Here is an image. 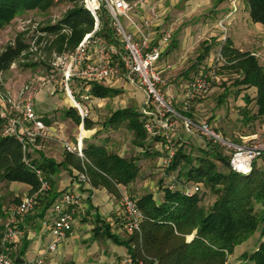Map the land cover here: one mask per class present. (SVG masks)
Listing matches in <instances>:
<instances>
[{
	"label": "trees",
	"instance_id": "16d2710c",
	"mask_svg": "<svg viewBox=\"0 0 264 264\" xmlns=\"http://www.w3.org/2000/svg\"><path fill=\"white\" fill-rule=\"evenodd\" d=\"M84 0H0V30L10 25L22 12L47 11L58 3H66L69 8L63 16L53 23L40 28L36 45H45L50 57L53 54H72L86 35L95 31L97 22L83 5ZM135 3L138 0H127ZM249 17L253 24L264 26V0H246ZM95 35L107 43H117L106 12L99 16V25ZM210 48H207L208 52ZM31 45L26 42L25 34H20L14 42L0 49V74L11 69L21 60L27 61ZM226 69L241 74L239 85L246 89H255L257 114L253 119L264 121V66L249 52L236 49L233 42L227 39L222 48ZM37 64H26L34 67ZM94 98L106 99L115 95L111 88L98 83L86 84ZM80 95L77 94L79 98ZM246 104L251 100L244 96ZM192 118L190 110L184 112ZM65 117L71 118L76 125L81 124L78 112L70 107L65 110ZM9 117L0 108V183H20L31 188L30 195L39 193L41 183L36 173L41 171L50 182L51 190L39 194L36 202L44 206L46 213L60 197L54 190L51 179L58 167L71 166L78 172H85L100 178V184L111 192L118 194L117 186H129L139 175L140 167L134 158L120 157L108 150L105 145L87 143L84 148L85 159L67 153L63 163L58 164L47 158L39 146L30 145L25 151L24 144L17 137L5 135ZM46 124L48 121L43 120ZM122 125L134 135V144L140 148L149 145V141L160 143L159 138L150 137L144 129V120L140 112L131 108L115 111L105 122L107 129H119ZM85 128L91 130L92 122L85 121ZM148 143V144H147ZM160 157L163 152H157ZM264 162V158L262 159ZM219 165L224 170L219 168ZM168 174H177L175 189L165 185L161 190L163 199L158 203L154 194L148 193L137 203L144 215L142 234L132 233L122 244L127 248L134 261L144 264H226L228 256L234 253L236 246L243 244L264 224V168L256 163L251 173L238 174L230 168V156L222 147H210L195 157L180 144L176 157L167 170ZM181 179L185 182L181 183ZM197 186L199 191L192 196L185 194L187 186ZM209 190L215 197L214 203L206 209L202 206L205 193ZM21 203V202H20ZM19 203V204H20ZM256 206L262 208V214L256 212ZM35 208V209H36ZM106 235L118 242L119 239L105 224ZM194 235L187 243V236ZM264 236V229H263ZM14 264H26L20 256ZM240 264H264V242L253 253H245Z\"/></svg>",
	"mask_w": 264,
	"mask_h": 264
},
{
	"label": "built area",
	"instance_id": "2783aa9c",
	"mask_svg": "<svg viewBox=\"0 0 264 264\" xmlns=\"http://www.w3.org/2000/svg\"><path fill=\"white\" fill-rule=\"evenodd\" d=\"M156 0H138L129 3L127 0H84L83 5L97 22L93 33L86 35L77 49L70 55L53 54V67L62 68L65 91L71 99L72 107L78 112L81 120V130L85 121L92 117L91 103L94 98L89 94V83L117 82L124 77L127 82L137 87L145 95L143 109L140 112L144 120V129L150 137L159 138L163 156L161 158L162 169L167 171L172 165L180 144V134L184 132L188 137H200L210 147H222L230 156V168L232 171L247 175L252 172L255 163L264 158V140H249L240 136L238 140L225 137L207 121H197L188 117L184 112L190 110L193 103L204 97L220 80L219 71L224 61L222 48L212 57L210 63L204 67L196 64L193 79L184 87L182 107L176 109V97L169 89V84L158 64L163 57L164 50L172 39L171 30L166 31L161 40L154 44L151 35L143 30L158 21L159 17L153 10V18L146 20L142 26L137 25L131 18V11L135 5H146ZM240 0H231L232 11L219 21V27L226 35L227 22L238 11ZM106 12L110 17L111 26L117 43H107L95 35L99 16ZM122 19L128 20L136 28L137 35L131 33L122 24ZM37 40V38H36ZM36 40L31 45V52L37 51ZM85 93L73 92L71 86ZM9 111L19 115L20 119L9 117L5 135L17 137L24 144L25 151L29 146L37 143V140L46 136L48 130L43 117L39 116L35 109L34 98L28 86L24 87L15 101H9ZM81 132L75 143H65L67 153L75 154L85 159L84 138ZM185 142V141H184ZM168 172V171H167ZM41 189L39 193L26 196L11 213L10 220L5 230L0 235V264H14L8 255V245L22 234L16 226L21 216L32 213L36 208L39 194H45L51 190L50 182L42 172L36 171ZM80 183H87L85 172L78 175ZM177 176L174 173L167 175V186L175 189ZM185 189V194L192 196L199 191ZM85 195L79 191H65L52 206L53 223L51 227L52 241L48 247L50 252L57 250L64 242L68 234L73 230ZM122 225L131 233L142 234L144 215L139 208L137 199L129 193H122ZM29 264H45L43 259H38ZM119 264H144L143 261H134L130 256L121 260ZM154 264H157L155 262Z\"/></svg>",
	"mask_w": 264,
	"mask_h": 264
},
{
	"label": "rangeland",
	"instance_id": "374dc122",
	"mask_svg": "<svg viewBox=\"0 0 264 264\" xmlns=\"http://www.w3.org/2000/svg\"><path fill=\"white\" fill-rule=\"evenodd\" d=\"M244 5L245 4L242 2L241 12L238 14L239 29L237 30V26L233 25L231 28L234 29L230 31V27L227 25L229 32L227 31L226 37L228 39L230 36H233L237 41L239 49L251 54L252 52L257 53L256 58L259 64L264 66V53L257 52L249 43V38L254 31V26L246 21ZM68 8V4L58 3L47 11L34 10L20 13L10 25L0 30V49L14 42L16 37L20 34H25L26 42L32 45L40 35V28L49 23L57 22ZM122 24L127 27L129 22L122 19ZM217 46L218 45L212 48V50L215 51L212 52L213 54H210L211 58L220 50L221 46L220 48H217ZM216 49L218 50L216 51ZM204 50L205 46L203 45L192 54L189 55L188 53L186 56L187 60L183 67H189V75L186 81H191L193 79L197 63L204 67L209 64L210 61L204 60L202 62L199 60V54L203 53ZM52 59L53 57H50L45 49V45L41 44L37 47V51H33V53L29 55L27 61L21 60L13 65L9 71L0 74V108L5 116L20 119L18 114L9 111V101H15L21 90L28 86L34 98L35 109L36 106L39 109L36 112H39L38 114L43 117V120L46 119L48 121V123L45 124L49 129L45 137L39 138V146L42 147V145L45 144L48 139L47 133L49 132L52 135L49 139L50 147L52 146L56 152L66 153L64 144L74 141V136L78 132V126L73 121H66L65 110L70 108L73 103L64 89L62 71L65 69L62 70V68L53 67ZM26 64L37 65L34 67H26ZM225 65L226 62L224 59L219 71V82L204 97L196 100L191 106L190 112L192 118L197 121H207L218 132L230 139L238 140L240 136H243L249 140H264V121L262 119H253V116L257 114V106L254 99L256 90L253 88L246 89L239 85L238 82L242 78L241 74L226 69L223 67ZM172 78L173 77H169L170 80H172ZM101 85L110 86L106 83H101ZM75 86L76 83H73L71 86L73 92L76 91ZM111 89L116 92L115 95L108 97L104 102L94 100L91 103L93 114L90 121L95 130H91V137L85 139L84 147L90 140L94 142L99 141L101 142L100 144L105 145L109 151L128 152L126 158H133L134 152H140V147L136 146L133 142V133L129 131L125 125H122L117 130L107 129L105 127V122L115 111L120 109L131 108L137 112H141L145 95L137 87L130 85L124 77H121V79L117 81V85H111ZM244 96L250 98V104H246ZM174 107L180 110L176 104ZM50 128H52V130H50ZM98 128L102 129L98 130ZM182 133L183 136L180 134V144H184L186 150L191 152L195 157H199L204 150L210 148L204 139L200 137H188L184 132ZM85 134L86 133L82 132L81 137ZM148 143L150 145L143 148V152H149L151 158L140 168L137 179L142 178V180L147 181L148 178L151 177L150 181L152 182L153 188L151 186L143 187L140 194L150 192H153V194L155 192L159 193L160 191L162 192L161 189L167 185L168 173L162 169V161L159 160L156 153L159 152L158 149H162V146L160 143H156V141L150 140ZM256 165L258 168L263 169V160H258ZM219 168L224 170L221 165H219ZM149 172L154 174L149 176ZM184 182L185 180L181 179V183ZM193 188L192 185L189 186V190H194ZM200 193H205L202 206L206 209L210 208L216 197L205 188L202 189ZM18 194L19 197H16L15 193L9 194V184L1 183L0 195L2 199H0V206H5L7 209L18 206L23 197V194L19 192ZM129 194L135 197L133 193ZM256 212L259 215L262 214V208L256 206ZM263 229L264 224L261 222L254 235L243 244L236 246L234 253L228 256L226 264H240L242 263L241 257L243 254H250L257 250L260 243L264 242ZM193 238L194 235L189 236V242H191Z\"/></svg>",
	"mask_w": 264,
	"mask_h": 264
},
{
	"label": "crops",
	"instance_id": "0c3cea01",
	"mask_svg": "<svg viewBox=\"0 0 264 264\" xmlns=\"http://www.w3.org/2000/svg\"><path fill=\"white\" fill-rule=\"evenodd\" d=\"M242 2L245 4L244 11L246 21L254 26V31L249 38V43L254 47V50L264 53V26L251 22L246 0H240L238 11L233 14L229 22H227V25L230 27V31L234 29L231 28L233 25L237 26V30L239 29L238 14L241 12ZM153 10L155 11L154 13L158 15L159 19L149 29L143 26V30L151 35V40L154 44H157L161 40L166 31L171 30L172 32L171 42L164 50L163 57L158 64V69L166 78L168 84L170 83L169 89L176 97L177 107L181 109L183 90L189 83V81H186L189 75V67L183 68L187 60L186 56L188 53L190 55L196 49L204 45L205 50L203 53L199 54V60L202 62L204 60L211 61L212 58L210 54L215 51L212 50V48L216 45H218L217 48H220V46L223 48L227 40V35H224L218 24L220 20L232 11L231 0H156L146 5H135L131 11V18L137 25L142 26L146 20H151L153 18ZM128 22L129 24L126 27L127 30L137 35L136 28L130 21ZM228 39L233 42L236 49L245 52L239 49L237 41L233 36H230ZM207 48H210L208 52L206 51ZM217 50L218 49H216V51ZM252 55L256 57L257 53L252 52ZM169 77H173L172 80H170ZM106 84L110 86L104 85V87L111 88V85L115 86L117 82H107ZM75 89L79 95L80 93H85L84 91L87 88L82 92L78 91L79 88L77 89V87ZM89 94L91 95L90 92ZM106 99L94 98V100L101 102H104ZM38 110L36 106V111ZM66 121L73 120L66 117ZM77 126L78 132L75 134V139L71 143H75L78 133L80 134V132L86 133L81 137L84 138L85 142L86 138L91 137V130H95L94 127L91 130H87L85 126L81 130V124ZM101 129L102 128H98V130ZM50 130H52V128H50ZM51 136V133L48 132V139L45 144L37 148L41 150L47 158L61 164L65 160L66 153L56 152L52 146L50 147L49 139ZM181 136H183L182 132ZM181 136L179 138L180 140ZM90 142L96 145H102L99 141L94 142L90 140ZM143 151V148H140V152H134L132 156L137 160V164L140 168L151 158L149 152ZM158 151L162 152V149H158ZM113 153L124 158H126L128 154V152ZM157 157L159 160L162 158L160 155H157ZM79 173L80 172L76 171L71 166H68V168L63 166L58 167L56 171L51 174L54 190L59 194L65 191H79L85 195L72 232L68 234L56 251L50 252L48 247L52 241V207L43 214L44 206H38L32 213L21 216L17 220L16 226L21 230L22 234L8 245V255L13 261L20 256L26 264L38 259H43L45 264H119L121 260L129 256L127 248L122 243L128 240L132 233L126 230L122 225L121 196L122 193L127 192L133 193L135 198L139 199L148 194H140V191L143 187L147 186L153 188L152 182L150 181L151 177H149L147 181L142 180V178L137 179L129 186H117L118 194H116L111 192L104 185H101L99 177L95 175L91 176L89 173H87L88 182L80 183L78 180ZM148 174L152 176L154 173L149 172ZM186 188H189V186ZM30 190L31 188L24 184H9V194L15 193V196L19 197V192L23 194L22 200L30 194ZM150 193L153 194V192ZM154 198L158 203H161L163 192H155ZM0 199H2L1 195ZM15 207L7 209L5 206H0L1 236L7 222L10 220L12 210ZM105 224L110 226L109 232L119 239L118 242L113 241V239L106 235ZM186 241L189 243V236H187Z\"/></svg>",
	"mask_w": 264,
	"mask_h": 264
}]
</instances>
